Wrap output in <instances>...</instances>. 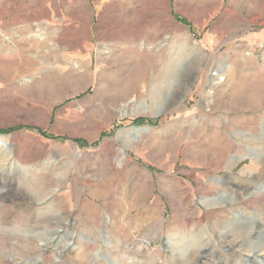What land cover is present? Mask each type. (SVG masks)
Wrapping results in <instances>:
<instances>
[{
	"label": "rangeland",
	"instance_id": "rangeland-1",
	"mask_svg": "<svg viewBox=\"0 0 264 264\" xmlns=\"http://www.w3.org/2000/svg\"><path fill=\"white\" fill-rule=\"evenodd\" d=\"M0 264H264V0H0Z\"/></svg>",
	"mask_w": 264,
	"mask_h": 264
},
{
	"label": "trees",
	"instance_id": "trees-1",
	"mask_svg": "<svg viewBox=\"0 0 264 264\" xmlns=\"http://www.w3.org/2000/svg\"><path fill=\"white\" fill-rule=\"evenodd\" d=\"M178 20H180L182 23H184L185 25H188V22L184 19H182L181 17L179 16H176ZM158 121L157 120H148V119H140L138 120L136 123L137 124H149V125H156ZM40 135L42 136H47L46 134H44L43 132H38ZM48 137H54V136H48ZM55 139H60V137H54ZM80 146L81 147H85L87 146V144L84 142V141H80L79 142Z\"/></svg>",
	"mask_w": 264,
	"mask_h": 264
}]
</instances>
